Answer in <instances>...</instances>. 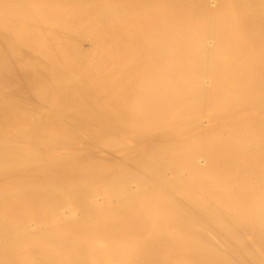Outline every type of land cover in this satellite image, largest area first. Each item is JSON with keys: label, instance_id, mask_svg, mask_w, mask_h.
<instances>
[{"label": "bare ground", "instance_id": "6f19581e", "mask_svg": "<svg viewBox=\"0 0 264 264\" xmlns=\"http://www.w3.org/2000/svg\"><path fill=\"white\" fill-rule=\"evenodd\" d=\"M0 264H264V0H0Z\"/></svg>", "mask_w": 264, "mask_h": 264}]
</instances>
